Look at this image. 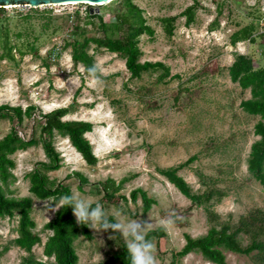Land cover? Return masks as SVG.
Returning <instances> with one entry per match:
<instances>
[{
	"label": "rangeland",
	"instance_id": "1",
	"mask_svg": "<svg viewBox=\"0 0 264 264\" xmlns=\"http://www.w3.org/2000/svg\"><path fill=\"white\" fill-rule=\"evenodd\" d=\"M132 3L145 21L141 24L137 17L132 18L135 27L142 29L145 24L154 32L143 31L139 36V60L159 65L132 78L122 57L103 48L97 51V43L91 41L86 50L100 66L99 83L82 71L81 64H73L70 44L75 14L80 13L77 23L85 31L76 39H99V21L95 17L97 25H92L87 11L93 8L91 15L114 24L126 11L122 0L38 8L10 4L0 11V108L23 111L21 119L15 116L14 121L5 112L0 116V142L13 127L26 140H36L7 156L12 165L7 164L9 175L2 181L3 191L9 198L33 199L32 232L41 239L33 247L34 257L52 261L44 255V245L52 234L45 225L59 211L55 204L61 197L40 199L30 192L31 174L40 163L48 162L40 116L63 109L67 111L64 121L92 124L85 137L97 162L88 165L68 138L55 132L46 138L59 154L61 167L42 171L50 182L63 183L71 194L87 198L93 205L101 203L110 219L147 220L153 226L149 231L163 228L165 235L149 238L157 264H170L186 245L187 236L201 238L211 228L223 226L228 234L235 232V240L243 248L262 247L249 255L221 248L226 264H264V186L248 171L251 146L259 140L255 126L261 119L242 109V101L251 98L250 90L232 82L229 75L236 54L247 56L254 67L264 68V0ZM192 5L193 19L186 25L183 13ZM171 17L176 21L169 36L162 19ZM244 33L250 38L233 43L235 34ZM121 34L116 31L113 35ZM30 106L35 108L32 117L25 113ZM159 170H175L193 194L204 196L201 202L212 194L204 203L207 208L193 204ZM77 173L88 179L82 188ZM108 180L119 186L114 195L112 191L106 195L98 185ZM136 190L152 200L147 211L140 193L132 201ZM169 218L173 222L167 228L158 223ZM19 220L18 213L0 218V264H23L29 255L14 244L20 235ZM77 224L89 232L74 239L78 264L105 263L125 246L118 232ZM176 264L215 263L193 252L178 258Z\"/></svg>",
	"mask_w": 264,
	"mask_h": 264
},
{
	"label": "trees",
	"instance_id": "2",
	"mask_svg": "<svg viewBox=\"0 0 264 264\" xmlns=\"http://www.w3.org/2000/svg\"><path fill=\"white\" fill-rule=\"evenodd\" d=\"M193 1L194 4H196L198 0ZM122 2L126 11L116 17V23L114 24H106L100 15H91L90 11H87V16L90 18L92 25H97L94 21L95 17L99 21L98 29L102 32V37L99 39L84 38L81 42L76 39L78 35L85 32L81 30V26L77 23L81 17L80 13L76 12V27L72 31L74 39L73 43L70 44L72 48L71 58L75 67L81 64L86 68L87 66L95 64L93 58L86 50L91 41L97 43V51L103 48L106 51L122 57L125 60L126 69L132 78L140 77L144 72L159 65L151 62L142 63L139 60L141 53L138 44L139 36L144 32L153 35L154 32L145 24L142 29L136 28V23L132 21V18L137 17V22H141V24L145 23L140 16V11L132 3V0H122ZM3 9L4 8L1 7L0 11H4ZM194 12L195 6L192 5L183 13V16L187 18L186 25H190L192 22ZM175 21L176 17L162 19L164 29L169 36H172L174 33ZM116 31H122V34L115 37L113 34ZM247 38H250V34L244 33L241 34V36L235 34L232 41L236 43L239 40ZM97 75L100 78L102 77L100 72H98ZM229 75L232 82L238 83L242 89L250 90L251 98L242 101V109L249 114L260 116L261 119L255 126V134L259 136V140L251 146L248 159V171L262 186H264V68L254 67L252 61L247 56L236 54L235 61L229 67ZM160 79H162V76H160ZM3 112L10 117L11 121H14L15 116L21 119L20 117L23 111L21 108L4 106L0 108V116L3 115ZM66 112V110L61 109L40 116L41 119H44V123L40 128L41 142L48 162L40 163L31 174L30 179V192L40 199H46L51 196H62L65 194L72 195L68 186L63 185V183L57 185L53 184L46 174L42 172L43 170L55 171L61 167V158L54 149L51 140L46 138L47 136L52 137L54 133L57 132L67 137L71 145L80 153L88 165H95L97 162V158L93 154L92 146L85 137L86 133L92 131V124L86 121H64L63 117ZM25 113L26 116L32 117L33 113H35V108L30 106ZM35 143L36 140L33 137L29 140H26L25 136L24 138L21 137L15 127L11 128L10 133L0 142V218L13 217L15 213L19 214L20 235L14 240V244L24 249L29 254L23 258V264H78V256L73 247L74 239L77 238L80 233L88 236L89 232L86 228L82 229L81 226L77 224L71 206L65 205L61 207L56 213V216L45 225V229L52 233L44 245V255L52 259V261L46 262L38 260L32 253L33 247L41 242L38 234L32 232L34 222L30 218V210L33 205V199L31 197L13 199L4 194L2 181H5L9 175L7 164H10V166L12 165V162L8 160L7 156L18 147H26L34 145ZM159 173L166 177L169 182H171L184 196L189 198L193 204L203 205L212 197V194H208L207 201L201 202L200 199L204 198V196L193 194L188 184L183 178L176 174L175 170H159ZM75 175L79 179L80 188L88 183V179L82 174L77 173ZM98 185L106 195H110L109 191H112L111 195H114V192L119 190V186L114 180H108ZM139 193L142 197L143 209L147 211L152 200L148 198L145 192L136 190L132 193L131 199L133 202H136ZM221 197L222 196H220L219 199H221ZM124 199L127 200L126 198ZM204 207H206L205 204ZM163 235H165V230L160 228L157 231H149L146 238L149 239L153 236L161 237ZM235 235V232L228 234L227 228L223 226L220 230L215 227L211 228L208 234L201 238L194 239L187 236L186 245L181 251L175 253L170 264H176L178 258L185 257L193 252L200 253L206 260L215 264H226L225 256L221 248L245 255H249L257 248L262 249L259 244H252L247 248H243L235 240ZM115 261H119V264H130L125 246L120 253L112 256L105 263L99 264H112Z\"/></svg>",
	"mask_w": 264,
	"mask_h": 264
},
{
	"label": "clouds",
	"instance_id": "3",
	"mask_svg": "<svg viewBox=\"0 0 264 264\" xmlns=\"http://www.w3.org/2000/svg\"><path fill=\"white\" fill-rule=\"evenodd\" d=\"M89 76L93 77L97 83L100 77L97 75L101 71L98 64H93L82 69ZM71 206L78 223L84 224L95 230H109L118 232L124 238V245L130 259V264H157L153 249L152 240L146 238L149 230L153 227L147 220L129 218L119 220L115 216L109 218L107 209L99 202H92L84 197H77L75 194L62 195L55 204L56 208ZM173 221L161 219L158 223L167 228Z\"/></svg>",
	"mask_w": 264,
	"mask_h": 264
},
{
	"label": "water",
	"instance_id": "4",
	"mask_svg": "<svg viewBox=\"0 0 264 264\" xmlns=\"http://www.w3.org/2000/svg\"><path fill=\"white\" fill-rule=\"evenodd\" d=\"M111 0H0V8L4 7L5 5L10 4H19V5H28L31 8H38L40 6L44 5H51V4H57L62 5L65 3H102L109 2ZM113 1V0H112ZM90 12H93V8L90 9ZM96 12H99L98 10Z\"/></svg>",
	"mask_w": 264,
	"mask_h": 264
},
{
	"label": "bare ground",
	"instance_id": "5",
	"mask_svg": "<svg viewBox=\"0 0 264 264\" xmlns=\"http://www.w3.org/2000/svg\"><path fill=\"white\" fill-rule=\"evenodd\" d=\"M112 1V0H111ZM110 2V1H109ZM104 3H108V2H104ZM104 3H102V4H104ZM65 4H70V3H65ZM89 4H93V2H90ZM100 4V3H99ZM77 154H79L78 152H77Z\"/></svg>",
	"mask_w": 264,
	"mask_h": 264
}]
</instances>
